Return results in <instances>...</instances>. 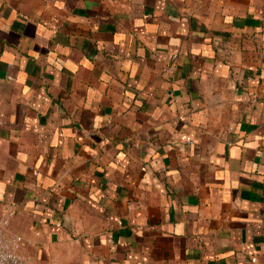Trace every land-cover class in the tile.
<instances>
[{"label":"crops","instance_id":"obj_1","mask_svg":"<svg viewBox=\"0 0 264 264\" xmlns=\"http://www.w3.org/2000/svg\"><path fill=\"white\" fill-rule=\"evenodd\" d=\"M29 264H264V0H0V215Z\"/></svg>","mask_w":264,"mask_h":264},{"label":"built area","instance_id":"obj_2","mask_svg":"<svg viewBox=\"0 0 264 264\" xmlns=\"http://www.w3.org/2000/svg\"><path fill=\"white\" fill-rule=\"evenodd\" d=\"M13 217L11 207L5 208L0 215V264H29V261L17 253L21 238L8 233L10 219Z\"/></svg>","mask_w":264,"mask_h":264}]
</instances>
